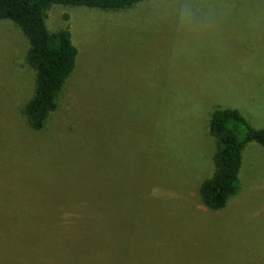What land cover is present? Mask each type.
Listing matches in <instances>:
<instances>
[{
	"label": "rangeland",
	"instance_id": "374dc122",
	"mask_svg": "<svg viewBox=\"0 0 264 264\" xmlns=\"http://www.w3.org/2000/svg\"><path fill=\"white\" fill-rule=\"evenodd\" d=\"M45 22L69 26L78 56L34 130L21 112L27 39L0 19V264H30L32 249L35 263H60L50 247L88 253L104 210L119 232L108 264H264V146L245 145L223 208L198 194L214 171L210 112L264 127V0L54 4Z\"/></svg>",
	"mask_w": 264,
	"mask_h": 264
},
{
	"label": "trees",
	"instance_id": "16d2710c",
	"mask_svg": "<svg viewBox=\"0 0 264 264\" xmlns=\"http://www.w3.org/2000/svg\"><path fill=\"white\" fill-rule=\"evenodd\" d=\"M139 1L141 0H0V19H6L17 26L28 43L25 61L34 72L33 88L21 112L32 129H41L48 113L55 109L57 94L66 78L75 69L78 56V47L71 40L69 26L49 31L45 22V11L54 4L83 6L104 11L121 10L132 7ZM62 17L66 19L68 15L63 13ZM208 131L215 138L212 156L214 171L210 177L199 184L198 194L202 206L207 211H216L223 208L238 191L239 172L245 145L248 142H256L264 146V127H252L237 109L225 107L214 108L210 112ZM101 217L103 220L98 228L103 241L96 244L92 242L95 248L90 249L88 253L84 249H78L79 245L76 244L73 245L74 249L71 253L67 249L63 256L57 255L60 253L57 246L54 251H51L50 247L47 253L60 258V263H35L34 259L39 252L34 253L32 249V252L25 256L28 258L25 262L30 264H108L110 251L118 249L119 232L110 230V225L104 224L108 217L106 210ZM11 219H14L13 215ZM19 230L21 231L22 228ZM111 236L113 240L110 239ZM42 246L43 240L39 247ZM16 251V249L13 250L12 257L16 255Z\"/></svg>",
	"mask_w": 264,
	"mask_h": 264
}]
</instances>
